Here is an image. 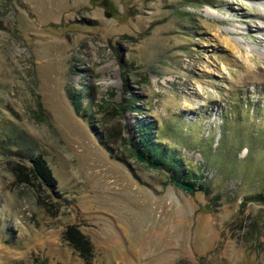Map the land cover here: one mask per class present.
Returning a JSON list of instances; mask_svg holds the SVG:
<instances>
[{
    "label": "rangeland",
    "instance_id": "rangeland-1",
    "mask_svg": "<svg viewBox=\"0 0 264 264\" xmlns=\"http://www.w3.org/2000/svg\"><path fill=\"white\" fill-rule=\"evenodd\" d=\"M263 4L0 0V264H264Z\"/></svg>",
    "mask_w": 264,
    "mask_h": 264
},
{
    "label": "trees",
    "instance_id": "trees-1",
    "mask_svg": "<svg viewBox=\"0 0 264 264\" xmlns=\"http://www.w3.org/2000/svg\"><path fill=\"white\" fill-rule=\"evenodd\" d=\"M139 142H140V146L136 149L138 154L145 157L147 160L152 161L153 163L169 165L173 169L175 168L179 169L178 165L180 164V159L177 158V156H175L172 152L167 150L161 142L157 141V139L152 135L151 130L149 129V126L143 127L141 131L139 132ZM131 155L135 156L133 151H131ZM30 160L33 165V171L38 176L41 177L43 182L49 186H54L55 180L53 179L51 175V170L46 165L44 160L40 156H35L31 158ZM182 182L186 183L187 185L193 188L196 186V180L195 178L193 179V177L191 180L186 179V180H183ZM197 187L198 189L203 190L205 192L209 191L208 188L202 183L198 182ZM243 199H244L243 200L244 203L246 201H251V202H256L259 204H264V194L263 193L247 195ZM257 218L258 216H255L254 220L257 221ZM262 227H264L263 224H261L260 229ZM83 249L85 250V252ZM80 250H83L81 251L82 257H84V259H89L90 255L88 254L90 253L89 251H91V249H89L88 247H83V248H80Z\"/></svg>",
    "mask_w": 264,
    "mask_h": 264
},
{
    "label": "water",
    "instance_id": "water-1",
    "mask_svg": "<svg viewBox=\"0 0 264 264\" xmlns=\"http://www.w3.org/2000/svg\"><path fill=\"white\" fill-rule=\"evenodd\" d=\"M132 151L134 152L135 154V158L140 161V162H144L146 165L148 166H151V167H157L159 166L158 164L156 163H153L149 160H147L145 157L141 156L140 154H138V152L134 149H132ZM171 182L176 184L178 187H180L181 189L183 190H186L188 191L189 193L193 194L194 193V188L187 185L186 183L182 182L181 180L175 178V177H171Z\"/></svg>",
    "mask_w": 264,
    "mask_h": 264
},
{
    "label": "bare ground",
    "instance_id": "bare-ground-1",
    "mask_svg": "<svg viewBox=\"0 0 264 264\" xmlns=\"http://www.w3.org/2000/svg\"><path fill=\"white\" fill-rule=\"evenodd\" d=\"M263 8H264V4H263ZM210 13H211V14H214V11H211ZM210 13L208 12V14H210Z\"/></svg>",
    "mask_w": 264,
    "mask_h": 264
}]
</instances>
